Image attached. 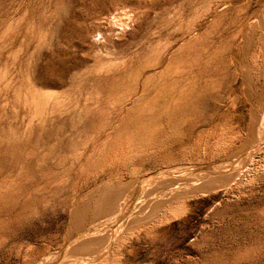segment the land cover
Masks as SVG:
<instances>
[{"label": "rangeland", "instance_id": "1", "mask_svg": "<svg viewBox=\"0 0 264 264\" xmlns=\"http://www.w3.org/2000/svg\"><path fill=\"white\" fill-rule=\"evenodd\" d=\"M67 259L264 264V0H0V264Z\"/></svg>", "mask_w": 264, "mask_h": 264}, {"label": "bare ground", "instance_id": "2", "mask_svg": "<svg viewBox=\"0 0 264 264\" xmlns=\"http://www.w3.org/2000/svg\"><path fill=\"white\" fill-rule=\"evenodd\" d=\"M255 23V22H254ZM253 26V25H252ZM254 27H256V26H254ZM255 145V144H254ZM253 145V146H254ZM252 146V147H253ZM256 146V145H255ZM254 146V147H255ZM245 155V154H244ZM247 156V155H246ZM240 159H244V156L242 157V158H240ZM238 161V160H237ZM241 161V160H240ZM236 162V161H235ZM242 162V161H241ZM241 162L239 163V164H241ZM236 165V164H235ZM230 167H231V165H230ZM224 168V167H223ZM234 169V168H233ZM231 171V170H230ZM234 171V170H233ZM164 172V171H163ZM191 173V172H190ZM232 173V172H231ZM234 173H235V171H234ZM237 173V172H236ZM235 173V174H236ZM177 174V173H176ZM235 174H232V175H235ZM161 176H163V178L164 177H170L168 174H160ZM159 175V176H160ZM237 175V174H236ZM186 176V175H185ZM192 176V175H191ZM195 176V175H194ZM218 176V175H217ZM230 176V175H229ZM156 177H158V176H156ZM155 177V178H156ZM190 177V176H189ZM155 178L153 179V180H155ZM171 178V177H170ZM185 178V177H184ZM181 179V178H178V179H174V178H171V181H172V179H173V182L175 183V182H177V181H180V180H185V181H183V182H181V183H176V189L177 188H181L180 190H182V189H187V188H189V187H192L193 185H194V180H190V179ZM192 178V177H191ZM196 178H198V176L196 177ZM195 177L193 178V179H196ZM234 178V177H233ZM156 179H158V178H156ZM165 180H166V178H164ZM220 179V177H217V178H215V179H213V181L211 182V183H209V184H212V183H219L220 181H217V180H219ZM236 179V178H235ZM159 181H161L160 179H158ZM199 180V179H198ZM151 181V180H150ZM163 181V180H162ZM169 181V180H168ZM162 183V182H161ZM221 183V182H220ZM152 184V183H151ZM178 184L179 185H181V186H178ZM199 184L200 185H202L203 184V182H202V184H201V182H199ZM144 185H146V184H144ZM148 185V184H147ZM163 185V184H162ZM166 185V184H165ZM206 185V184H205ZM205 185L203 184L201 187H205ZM155 186V185H154ZM153 186V187H154ZM167 186V185H166ZM210 186V185H209ZM103 187V186H102ZM146 187H148V186H146ZM153 187H151V188H153ZM199 187V186H198ZM105 188V187H104ZM107 188V187H106ZM115 187H113V188H110L112 191H110V189L108 190V191H110V192H108L106 189V191H104V192H102L104 195H101L102 197L100 198V196L98 197V198H100L99 200L97 199V203H96V205H95V216H96V218H103L102 216H103V214L104 213H107V212H109V215H106L105 217L106 218H104V219H108L109 218V216L110 215H112L114 212H115V209L116 208H119V202H118V200H119V198H120V195L122 194L121 192L123 191L120 187L119 188H116V189H114ZM149 188V187H148ZM155 188H157V187H154L153 189H155ZM162 188H163V186H162ZM171 188L172 187H170L169 189L171 190ZM98 189V188H97ZM153 189H151V191L153 190ZM158 189V188H157ZM157 189H155V191L157 190ZM196 189V188H195ZM194 189V190H195ZM101 190V189H100ZM190 190V189H189ZM125 191V190H124ZM146 191V190H145ZM150 191V190H149ZM150 191V192H151ZM163 191V190H162ZM167 191V190H166ZM165 191V192H166ZM186 191H188V190H186ZM191 191V190H190ZM153 192V191H152ZM152 192H151V194H152ZM158 192V191H157ZM101 193V194H102ZM146 193V192H145ZM144 193V194H145ZM161 194H162V192H160ZM168 193H170V192H168ZM164 194V193H163ZM172 194V193H171ZM146 195V194H145ZM148 195H149V193H148ZM148 195L146 196V197H148ZM150 196H153V195H149V197ZM164 196H165V194H164ZM170 196V195H169ZM163 197V196H162ZM135 198V194H132L131 193V195L127 198L128 200V202H127V205L128 206H130L131 207V205H132V200ZM151 198V197H150ZM168 198V197H167ZM153 199V198H152ZM140 199H138V201H139ZM144 200V199H143ZM150 200L151 199H149V202H150ZM142 201V200H141ZM145 202L143 203L144 204V206L145 207H147L146 205H145V203H146V200H144ZM135 202V201H134ZM136 203H139V202H136ZM87 204V203H86ZM142 204V203H141ZM153 204V203H152ZM83 205V204H82ZM134 205V204H133ZM148 205H150V204H148ZM140 206V205H139ZM77 207V206H76ZM143 207V206H142ZM139 208V207H138ZM150 208H152V207H150ZM84 209V208H83ZM89 209V208H88ZM120 209V208H119ZM137 209V208H136ZM144 209V208H143ZM143 209H141V212H142V210ZM146 209V208H145ZM144 209V210H145ZM121 210V209H120ZM135 210V209H134ZM93 211V210H92ZM139 211V210H138ZM122 212H124V211H122ZM144 212V211H143ZM125 213H128V212H125ZM145 213V212H144ZM138 214V213H137ZM140 214V213H139ZM74 215V221H75V224H76V226L78 227L80 224H81V221L83 220V210H79V211H77L75 214H73ZM123 215V213L121 214V216ZM108 216V217H107ZM141 216H142V214H141ZM134 217V216H133ZM135 218V217H134ZM141 218V217H140ZM136 219H139V218H136ZM100 220H97V221H94L93 223H91L90 224V226H89V229H87L86 231H85V234H80V235H78V237H76L74 240H72V244H71V246L72 245H74V246H78V248H76L77 250H80V252L82 253V252H87L89 249L90 250H92L94 247H96L97 245H98V242H96V239H94L95 237H98V232H99V230L101 231V230H103L104 228L100 225V223H98ZM94 229V231H93V233L91 234L90 232H89V230L90 229ZM88 231V232H87ZM87 232V233H86ZM90 233V234H89ZM97 244V245H96ZM73 250H74V248H73ZM77 250H76V252H77ZM79 252V251H78ZM70 254H72V252L70 251ZM84 254H86V253H84ZM84 254H82V255H84ZM81 255V256H82ZM71 256V255H70ZM60 257V256H59ZM84 257V256H83ZM58 258V257H57ZM56 258V259H57ZM61 258V257H60ZM68 258V257H67ZM59 260V259H58ZM68 260V259H67ZM50 261V260H49ZM56 261V260H55ZM60 261V260H59ZM46 262V261H45ZM53 262V261H52ZM52 262H50L49 264H80V262L79 261H76V260H68V261H65V262H59V263H57V262H54V263H52ZM46 264H48V263H46Z\"/></svg>", "mask_w": 264, "mask_h": 264}]
</instances>
